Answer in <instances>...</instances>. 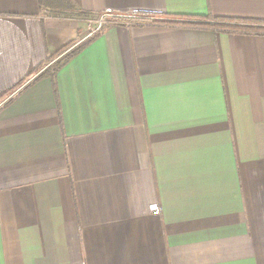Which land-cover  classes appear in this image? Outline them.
<instances>
[{"label": "crops", "instance_id": "0c3cea01", "mask_svg": "<svg viewBox=\"0 0 264 264\" xmlns=\"http://www.w3.org/2000/svg\"><path fill=\"white\" fill-rule=\"evenodd\" d=\"M138 14L264 0H0V264H264V36Z\"/></svg>", "mask_w": 264, "mask_h": 264}, {"label": "trees", "instance_id": "16d2710c", "mask_svg": "<svg viewBox=\"0 0 264 264\" xmlns=\"http://www.w3.org/2000/svg\"><path fill=\"white\" fill-rule=\"evenodd\" d=\"M146 18V22L156 26H172V27H188L196 29H209L216 33H248L254 35L264 36V22L254 20H235L227 18H214L196 17V16H172V15H160V14H138ZM102 27V26H101ZM101 27L96 31L101 30ZM94 32L93 34H95ZM71 46L64 51L58 53L55 57L47 60L44 66L54 65V67L60 66L61 61H65L72 57L82 45H79L68 54L66 52L70 50ZM57 59V60H56ZM49 68V67H48ZM47 68V69H48ZM38 71V70H37Z\"/></svg>", "mask_w": 264, "mask_h": 264}, {"label": "rangeland", "instance_id": "374dc122", "mask_svg": "<svg viewBox=\"0 0 264 264\" xmlns=\"http://www.w3.org/2000/svg\"><path fill=\"white\" fill-rule=\"evenodd\" d=\"M102 18H103L102 23L98 19H95L92 22H89L87 24L90 32H94L95 30H97L99 28V26H103L105 24V21L109 19V18H105V17H102ZM136 18L138 21H143V20L146 21V18L141 16V15H137Z\"/></svg>", "mask_w": 264, "mask_h": 264}, {"label": "built area", "instance_id": "2783aa9c", "mask_svg": "<svg viewBox=\"0 0 264 264\" xmlns=\"http://www.w3.org/2000/svg\"><path fill=\"white\" fill-rule=\"evenodd\" d=\"M101 23L103 22V18H99L98 19ZM101 26H99V28H100ZM98 28V29H99ZM160 214V210H159V208L157 207V206H152L151 207V215L152 216H158Z\"/></svg>", "mask_w": 264, "mask_h": 264}]
</instances>
